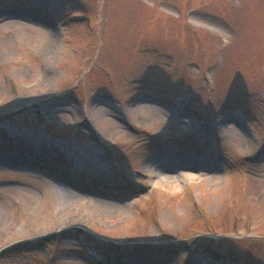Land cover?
Instances as JSON below:
<instances>
[{"label":"rangeland","instance_id":"1","mask_svg":"<svg viewBox=\"0 0 264 264\" xmlns=\"http://www.w3.org/2000/svg\"><path fill=\"white\" fill-rule=\"evenodd\" d=\"M0 264H264V0H0Z\"/></svg>","mask_w":264,"mask_h":264},{"label":"bare ground","instance_id":"2","mask_svg":"<svg viewBox=\"0 0 264 264\" xmlns=\"http://www.w3.org/2000/svg\"><path fill=\"white\" fill-rule=\"evenodd\" d=\"M3 19H6L5 21H16L15 19H8L3 17ZM32 34L37 35V36H42L45 31L41 30L42 28H36L34 26L29 25L27 28ZM52 39V36H50V40ZM42 52L44 55H47L48 58H50V51H49V46H44L42 48ZM51 50V48H50ZM46 71H48V73H52V72H56L55 69H52L51 67H46L45 68ZM47 76H41V80H43V82H46L47 80ZM138 109L140 110H144L145 112H150L151 115L155 114V112L158 111V108L156 106L150 105V104H139L138 105ZM220 130L224 133L227 134L228 137L230 138H234V139H238L239 141H241L242 143L246 142L247 138H246V132L244 131V129H242V127H238L235 126L234 123L231 122H226L223 125L219 126ZM191 173L189 172H182L181 173V178H179L178 180H182L184 177L189 176ZM164 181H172L173 178H175L174 176H172L171 174H166L164 172H161L159 174ZM183 176V177H182ZM180 177V176H179ZM49 186H50V190L54 199L57 201V206L59 207V210H64L66 207L70 208V206H68V203H70L71 201H75L76 195H74L72 193L71 190H69L68 188H66L65 186H63V184L59 183V182H49ZM26 192L23 194V198L26 202V205L28 206V209H30L32 212H35L37 207L40 206V195L37 191H35L32 188H26ZM49 193V194H51ZM74 216V215H73ZM72 217V214L69 215V218ZM80 218V217H79Z\"/></svg>","mask_w":264,"mask_h":264}]
</instances>
